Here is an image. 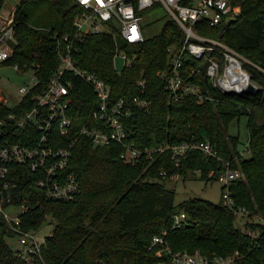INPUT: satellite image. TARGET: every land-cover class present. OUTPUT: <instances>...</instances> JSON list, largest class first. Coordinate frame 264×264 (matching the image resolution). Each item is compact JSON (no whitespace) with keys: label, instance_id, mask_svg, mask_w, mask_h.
Here are the masks:
<instances>
[{"label":"trees","instance_id":"1","mask_svg":"<svg viewBox=\"0 0 264 264\" xmlns=\"http://www.w3.org/2000/svg\"><path fill=\"white\" fill-rule=\"evenodd\" d=\"M4 1L0 0V11ZM47 2L56 22L43 26L23 9L25 0L17 6L15 53L0 66L36 63L45 80L53 73L58 65L54 34L72 33L74 18L82 8L76 0ZM198 29L204 36L220 38L247 60L245 66L253 80L263 85L257 94H222L207 77L206 63L185 55L187 71L199 68L192 73V82L200 84L215 100L201 104L194 95L180 100L171 96L158 72L167 67L168 48L179 46L185 37L181 26L171 18L158 34L139 43L120 37L117 44L109 35H90L81 46L78 63L107 80L114 98L140 93L139 81L145 79L153 106L149 111L135 109L127 119L128 130L139 147L205 138L211 141L218 157L207 156L201 150L190 152L179 170L182 176L191 171L206 180L218 179L225 161L240 168L244 177L233 181L231 190L237 206L248 210L244 227L236 225L237 215L223 199L214 203L192 198L177 203L175 190L160 175L161 168H173L168 153L151 161L131 163L122 159L121 145L94 146L89 137L82 136L68 168L78 175L81 193L65 201L51 200L37 192L40 203L34 204L23 226L40 229L48 222L53 228L32 263L16 255L8 240L11 230L0 224V264H156L161 245L153 243L155 235H163L174 251H238L237 264H264V233L254 240L245 232L246 227H256L249 219L255 215L264 218V0H243L240 14L231 21L216 27L200 24ZM117 48L130 57L136 56L121 75L114 64ZM73 97L74 120L91 122L97 105L93 86L78 81ZM13 110L2 101L0 92V122L7 120ZM242 115L248 117V157L240 154L239 135L229 131L231 123ZM178 211L188 216L182 228L173 227V215Z\"/></svg>","mask_w":264,"mask_h":264},{"label":"built area","instance_id":"2","mask_svg":"<svg viewBox=\"0 0 264 264\" xmlns=\"http://www.w3.org/2000/svg\"><path fill=\"white\" fill-rule=\"evenodd\" d=\"M188 1V2H186ZM82 8L74 18L72 33H55V51L58 65L48 79L40 75V65L15 62L11 65L21 72L32 71L28 82L19 88L20 99L14 104L7 120L0 122V224L12 232L17 256L32 263L41 254L49 234L42 235L40 229L26 228L23 222L39 204L41 195L51 200L70 201L81 193L78 175L68 171L73 149L82 136L91 139L94 146L112 143L123 147L121 157L126 162L153 160L169 154L173 168H161L160 175L166 179H179L180 168L190 152L201 150L207 156L218 157L209 139L183 141L171 144L163 142L139 147L133 141L134 134L128 130L127 119L135 109L149 111L152 98L146 93V81L141 79V92L133 96L112 97L110 83L90 72L78 63L81 46L90 35L105 34L118 44L121 37L131 43L146 39L144 13L163 8L171 19L183 29L184 40L179 46L168 48L170 59L167 67L158 72L164 80L165 89L180 100L185 95H194L199 103L215 100L200 84L191 80L192 73L199 68L185 69V55L206 63V75L212 86L222 94L253 96L243 92L250 84L257 91L258 82L253 80L246 68L247 60L220 38L204 36L198 25L219 26L240 14L243 0H76ZM16 42L15 11L8 15L0 13V62L13 58ZM123 56L124 66H131L133 59L119 50L114 56ZM257 68L263 70L259 65ZM124 68V69H125ZM244 73L246 82L239 78ZM78 81L93 86L97 105L92 121L78 123L71 115L74 90ZM248 145L240 152L246 156ZM218 180L222 184V199L237 216H247L245 207L237 206L231 184L242 179L240 168H233L230 161L224 162ZM213 171L210 173L212 174ZM187 213L178 211L173 215V227L182 228L187 223ZM245 232L254 240L264 233V218L255 215ZM154 244H160L156 264H237L239 252L229 254H205L200 250L174 251L163 235H155Z\"/></svg>","mask_w":264,"mask_h":264},{"label":"rangeland","instance_id":"3","mask_svg":"<svg viewBox=\"0 0 264 264\" xmlns=\"http://www.w3.org/2000/svg\"><path fill=\"white\" fill-rule=\"evenodd\" d=\"M21 1L22 0H5L3 8L0 11L1 15H8L10 12H14ZM23 9L31 13L34 17V21L38 25L43 26L56 22V17L49 10L47 0H25ZM169 18L168 12L161 7L145 12L143 21L145 36L152 37L158 34ZM31 74L32 71L21 72L16 70L13 65L2 64L0 66L1 99L6 105L13 106L19 101L21 95L19 93V88L24 83L28 82ZM259 85L260 91L263 85ZM258 121H260L259 116ZM247 122L248 117L242 115L239 120H235L231 123L229 129L231 134L239 135V148L241 151L245 149L248 142L249 132ZM248 156L249 153H246V157ZM166 183L168 187L175 190L177 203L192 198H202L214 203H218L222 199V184L218 179L206 180L199 174H193L191 171H188L186 176L183 175L177 180L169 178ZM246 220L247 216H237L236 225L244 227ZM52 228V224L45 222L40 228L39 233L42 235L49 234ZM10 243L15 247L18 246V242L14 239H12Z\"/></svg>","mask_w":264,"mask_h":264},{"label":"water","instance_id":"4","mask_svg":"<svg viewBox=\"0 0 264 264\" xmlns=\"http://www.w3.org/2000/svg\"><path fill=\"white\" fill-rule=\"evenodd\" d=\"M115 69L119 75L124 71V58L123 56H116L114 59ZM246 94H256L258 91L253 84H250L247 88L243 90Z\"/></svg>","mask_w":264,"mask_h":264},{"label":"bare ground","instance_id":"5","mask_svg":"<svg viewBox=\"0 0 264 264\" xmlns=\"http://www.w3.org/2000/svg\"><path fill=\"white\" fill-rule=\"evenodd\" d=\"M239 78H240V80H242L243 82H246V81H247V80H246V76H245L244 73H240V74H239Z\"/></svg>","mask_w":264,"mask_h":264}]
</instances>
